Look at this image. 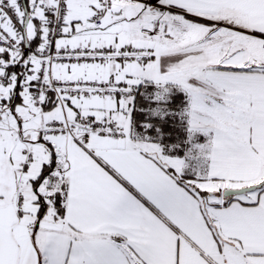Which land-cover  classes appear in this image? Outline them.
Listing matches in <instances>:
<instances>
[{"label": "snow or ice", "instance_id": "obj_1", "mask_svg": "<svg viewBox=\"0 0 264 264\" xmlns=\"http://www.w3.org/2000/svg\"><path fill=\"white\" fill-rule=\"evenodd\" d=\"M0 264H264V0H0Z\"/></svg>", "mask_w": 264, "mask_h": 264}]
</instances>
